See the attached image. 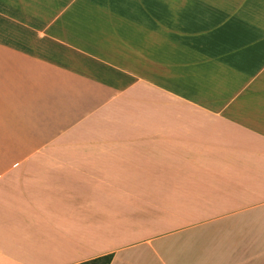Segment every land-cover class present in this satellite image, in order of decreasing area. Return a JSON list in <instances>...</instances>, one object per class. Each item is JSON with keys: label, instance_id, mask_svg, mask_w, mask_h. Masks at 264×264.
Listing matches in <instances>:
<instances>
[{"label": "crops", "instance_id": "0c3cea01", "mask_svg": "<svg viewBox=\"0 0 264 264\" xmlns=\"http://www.w3.org/2000/svg\"><path fill=\"white\" fill-rule=\"evenodd\" d=\"M106 254L264 264V0H0V264Z\"/></svg>", "mask_w": 264, "mask_h": 264}, {"label": "trees", "instance_id": "16d2710c", "mask_svg": "<svg viewBox=\"0 0 264 264\" xmlns=\"http://www.w3.org/2000/svg\"><path fill=\"white\" fill-rule=\"evenodd\" d=\"M112 258V254L101 255L93 259L83 261L78 264H108Z\"/></svg>", "mask_w": 264, "mask_h": 264}, {"label": "rangeland", "instance_id": "374dc122", "mask_svg": "<svg viewBox=\"0 0 264 264\" xmlns=\"http://www.w3.org/2000/svg\"><path fill=\"white\" fill-rule=\"evenodd\" d=\"M258 1H260V0H258ZM189 6H190V8H193L192 4H190ZM157 15H164V14H157Z\"/></svg>", "mask_w": 264, "mask_h": 264}]
</instances>
